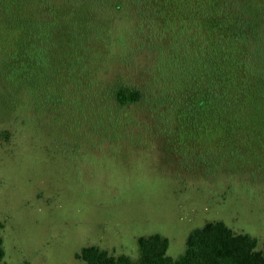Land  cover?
<instances>
[{"label": "rangeland", "instance_id": "obj_1", "mask_svg": "<svg viewBox=\"0 0 264 264\" xmlns=\"http://www.w3.org/2000/svg\"><path fill=\"white\" fill-rule=\"evenodd\" d=\"M204 1L242 37L232 69L194 58L180 76L188 37L205 29L161 0H39L61 14L46 66L0 25L3 264H78L91 244L136 257L138 237L156 232L178 256L215 219L264 249V0ZM92 83L113 107L118 86L141 99L77 105L75 88ZM61 87L74 104L50 111L44 94Z\"/></svg>", "mask_w": 264, "mask_h": 264}, {"label": "trees", "instance_id": "obj_2", "mask_svg": "<svg viewBox=\"0 0 264 264\" xmlns=\"http://www.w3.org/2000/svg\"><path fill=\"white\" fill-rule=\"evenodd\" d=\"M38 1L0 0V25L8 29V31H1V33L7 34L10 39H13L18 48L22 49L24 56H28V59L33 56L35 59V61H32L33 63L46 66L48 63V55H45L48 51L47 48L57 46L59 32L56 26L60 24L58 20L61 18V14L55 12L50 14L49 10L39 7ZM161 1L165 4V9L178 14V16L184 15L185 20H189L188 26L196 29V24L199 23L198 29L201 30V27L203 30L205 29V32L198 31L197 34L188 37L187 53L183 52L182 55L189 59L186 62L179 61L180 76L187 72L186 69L189 70L194 58L196 61L200 58L201 61L206 62L207 59L210 61L213 57L214 62H220L218 60L219 56L225 67L229 66L232 69L233 57L238 56L242 37L228 30L231 26L230 18L206 17L204 0ZM116 5L119 8L120 5ZM44 11L46 12L45 15L43 14ZM84 17L85 13L79 18L84 20ZM79 18L78 20H80ZM78 20H76V23ZM196 39H201V42L196 44ZM207 40L209 43L204 46V43L208 42ZM43 42L46 45L42 46L41 43ZM220 67H222L221 62L217 69ZM228 74L230 75L231 71ZM222 77H224V74ZM79 86L80 84L77 87L79 88ZM89 86L91 88L86 90L85 93L81 89L77 90V87L74 90V94L76 91L79 93L76 96V104L87 109H89L87 105L95 104L94 101L96 103L102 101L104 105L111 107V109L118 110L141 99L140 89L125 85L118 86L115 87L112 93L116 104L113 107L108 103L107 93L104 94V88L101 84L99 85L101 88L100 96L94 92V88L98 86L97 83H92ZM47 92H45L44 98L49 97L50 111L56 109L58 111L59 108L62 109L67 104L71 106L74 104V95L68 94V92L65 94V89L62 87L56 95ZM220 97L221 102L223 96L220 95ZM228 97L230 101L233 96L228 95ZM204 101H201L200 104H203ZM229 101L226 100L230 104ZM224 107L225 104L218 106L220 114L225 115ZM84 108H82V111H84ZM137 242L138 255L136 257L125 252L114 254L108 249L95 244L83 246L75 255L79 260L78 264H264V249L258 247L259 243L256 236L247 232H236L220 219L207 221L202 226L191 230L186 238L185 250L178 256L169 253L170 240L166 235L159 232L140 235ZM4 256L3 239L0 236V264H3Z\"/></svg>", "mask_w": 264, "mask_h": 264}]
</instances>
